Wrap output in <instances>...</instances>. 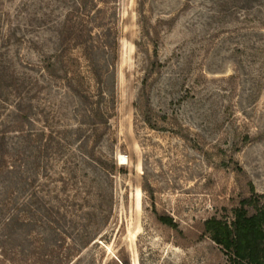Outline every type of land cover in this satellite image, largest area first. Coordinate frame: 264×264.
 <instances>
[{
	"label": "rangeland",
	"instance_id": "obj_1",
	"mask_svg": "<svg viewBox=\"0 0 264 264\" xmlns=\"http://www.w3.org/2000/svg\"><path fill=\"white\" fill-rule=\"evenodd\" d=\"M90 34L117 38L102 89L110 118L81 151L72 137L64 145L74 164L51 148L22 166L17 221L4 225L0 210V264H225L204 220L229 219L243 197L264 203V0H0L7 160L17 129L40 128L44 115L54 128L74 123L56 69ZM43 53L55 71L34 85ZM15 103L29 117L21 127Z\"/></svg>",
	"mask_w": 264,
	"mask_h": 264
},
{
	"label": "trees",
	"instance_id": "obj_2",
	"mask_svg": "<svg viewBox=\"0 0 264 264\" xmlns=\"http://www.w3.org/2000/svg\"><path fill=\"white\" fill-rule=\"evenodd\" d=\"M106 30L111 31L110 28ZM74 43V49H80L82 55L76 58L68 57L69 64L67 66L63 65V60L59 61L56 69L63 73L61 78L65 81V88L74 100L71 113L66 107L60 113L64 119L70 113L72 118H69L68 121L72 119L74 123L57 125L54 128L48 123V116L44 115L41 119L43 125L40 128L17 129L18 146L13 148L14 152L9 155L10 160L6 159L7 151H9L5 141L6 134L0 132V193L3 196L0 200V210L7 212L3 221L6 226H12L17 221L14 214L17 204L10 199V193L17 187L19 180L24 178L26 184L25 180L30 179L28 176L30 172L26 169L22 170L26 164L30 165L29 159L39 158V156L47 159L50 149L54 148L57 157L64 154L65 161L74 164L73 152L67 150L65 153L64 145H70L72 137L76 141L74 150L81 151V148L87 146L94 134L102 125H106L110 118V108L106 106V102H109L108 99L113 97V93L102 89L105 76L109 73L113 74L115 70L117 38L113 37L110 42L99 41L94 40L90 34L84 42L77 39L74 40ZM95 50H97L96 53H94ZM108 50L111 54V62L102 58ZM40 56V61L45 64L37 77L34 78V85L44 82L43 74L53 75L52 72L55 71L50 67L47 55L43 53ZM81 59L85 64H80ZM82 68L85 70L82 71ZM84 72L90 74L91 79L98 85L96 90L99 92L96 93L85 85L87 76ZM100 84L101 87H99ZM13 108L20 118L19 121L16 120L17 123H20V127L24 120L29 123L28 114L20 104L15 103ZM81 153L84 158L93 160L91 151L85 150ZM22 160L23 164L20 163ZM22 173L25 175L23 178L21 177ZM156 217L159 222L176 227V223L169 215L157 214ZM203 231L221 248L226 257L225 264H264V203L259 204L250 196L243 197L239 200L238 205L231 209L229 219L217 216L206 218L203 222ZM86 237L83 236L84 243L91 239ZM122 264L128 263L123 261Z\"/></svg>",
	"mask_w": 264,
	"mask_h": 264
},
{
	"label": "bare ground",
	"instance_id": "obj_3",
	"mask_svg": "<svg viewBox=\"0 0 264 264\" xmlns=\"http://www.w3.org/2000/svg\"><path fill=\"white\" fill-rule=\"evenodd\" d=\"M120 159L122 160L123 158H122V157H120Z\"/></svg>",
	"mask_w": 264,
	"mask_h": 264
}]
</instances>
